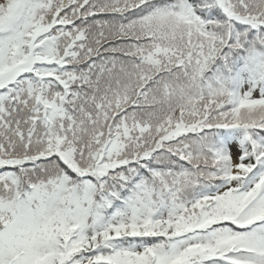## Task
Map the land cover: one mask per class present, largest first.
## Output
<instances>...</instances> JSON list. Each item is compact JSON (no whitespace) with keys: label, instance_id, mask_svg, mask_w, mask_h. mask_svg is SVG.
Wrapping results in <instances>:
<instances>
[{"label":"snow or ice","instance_id":"obj_1","mask_svg":"<svg viewBox=\"0 0 264 264\" xmlns=\"http://www.w3.org/2000/svg\"><path fill=\"white\" fill-rule=\"evenodd\" d=\"M0 264H264V0H0Z\"/></svg>","mask_w":264,"mask_h":264}]
</instances>
